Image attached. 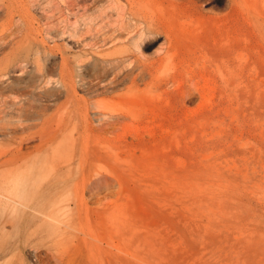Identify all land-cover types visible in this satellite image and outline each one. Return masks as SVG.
I'll return each instance as SVG.
<instances>
[{"label": "rangeland", "instance_id": "1", "mask_svg": "<svg viewBox=\"0 0 264 264\" xmlns=\"http://www.w3.org/2000/svg\"><path fill=\"white\" fill-rule=\"evenodd\" d=\"M5 1L0 156L32 168L40 189L66 176L83 201L56 253L71 264H264V0H10V15ZM35 243L8 264H36L46 250Z\"/></svg>", "mask_w": 264, "mask_h": 264}, {"label": "bare ground", "instance_id": "2", "mask_svg": "<svg viewBox=\"0 0 264 264\" xmlns=\"http://www.w3.org/2000/svg\"><path fill=\"white\" fill-rule=\"evenodd\" d=\"M114 1L119 4L118 0ZM79 2H82V6L85 10L90 7V5L86 4V0L70 1L69 5L74 7L75 5H79ZM133 6V4H128V8L130 11L129 15L135 16L137 14L135 13ZM2 7L6 10L7 15H10V0H6ZM8 26L9 25H6V28H4L0 34V42L2 41L4 44H8L9 39L11 38V33L9 32L10 26ZM136 28L137 26H134L133 29H131L128 33H133ZM143 31L144 30H142L141 32ZM45 32L46 34H52L51 29L46 30ZM27 58L28 56L24 59V61H27ZM62 66L65 67V64L63 63ZM6 69L7 68H1L0 79L3 76L7 75L5 72ZM139 70L140 72L133 77V81H135L139 77H144L146 69L144 67H140ZM72 76L73 75L71 71L65 70L61 72L60 85L62 90L67 91L70 88V85H72L71 83L73 82ZM4 103H6V101ZM5 130L8 134L12 131V129L10 128H5ZM56 137L57 134L55 136L53 135L48 137V142L54 141ZM40 142H42V140ZM68 152L70 154L69 150ZM11 153V151H5L3 153L4 155L2 156H6V159L3 161H1L2 156H0V233L3 234V237L8 238L6 240L3 239L4 241H1L0 243V260L7 259L5 264H8L10 255L13 256L15 251H22L27 245L35 247L37 245L35 243V239H37L38 241L42 242V246L46 251L44 255L39 250L35 251L34 261L36 262V264H71L70 259L66 256L65 253L60 255L56 253V251L63 250L64 247L66 248V245L68 243L67 235L69 234V231L73 229V227L69 225V222L64 221V219L69 220L70 218L68 213L69 207L71 205L78 206V202H80V206H83V201L81 199V201H78L79 195L77 192H74L75 194L69 193V188H71L72 186L69 187L68 190L66 189V187H68L69 184L64 188L63 184L69 181V179H67L66 176L60 173L54 176L52 184L50 183L49 187H47L46 189H40V185H38V179H36L35 175L33 174L32 168L23 169L18 167L21 164L16 166L17 169L10 168L13 167L12 165H15V160L13 159L15 154H13V156L11 157ZM53 153L55 157H61L66 153V151L60 150L58 148L55 149ZM70 160L71 157L67 158L64 162L60 161L58 167H53L52 170L55 171V174L58 171L62 172L63 165L70 164ZM36 165L38 166L39 164ZM37 168L38 167H36V169ZM37 171L39 170L37 169ZM85 180L86 179H84L83 183H86ZM92 185L94 186V184ZM47 208H49V210ZM75 212H77L76 214L79 215L78 211ZM78 215H75L76 218H78ZM73 222L75 221L73 220ZM33 226L35 229L31 230ZM10 227L11 229L13 227L14 230H17L16 237L14 239L12 238L13 233L7 231V229ZM57 227L60 228V231H58V233H56ZM9 239H11L12 241H8Z\"/></svg>", "mask_w": 264, "mask_h": 264}]
</instances>
